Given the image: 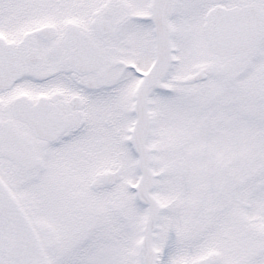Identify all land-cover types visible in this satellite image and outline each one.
I'll use <instances>...</instances> for the list:
<instances>
[{
    "label": "snow or ice",
    "instance_id": "1",
    "mask_svg": "<svg viewBox=\"0 0 264 264\" xmlns=\"http://www.w3.org/2000/svg\"><path fill=\"white\" fill-rule=\"evenodd\" d=\"M0 264H264V0H0Z\"/></svg>",
    "mask_w": 264,
    "mask_h": 264
}]
</instances>
